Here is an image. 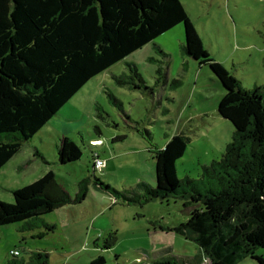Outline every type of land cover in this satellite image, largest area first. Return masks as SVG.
<instances>
[{
	"label": "trees",
	"instance_id": "obj_1",
	"mask_svg": "<svg viewBox=\"0 0 264 264\" xmlns=\"http://www.w3.org/2000/svg\"><path fill=\"white\" fill-rule=\"evenodd\" d=\"M179 25L185 30L183 54L209 67L226 91L218 113L233 124V139L220 160L202 167L200 179L179 180L176 165L190 139L173 136L154 152L156 187L144 185L143 195L124 194V201L143 205L180 200L191 211L189 220L158 229L196 243L211 264H239L249 257L264 264V257L256 254L264 248V87L244 89L212 59L181 0H0V170L94 78ZM156 48L168 57L160 46ZM128 68V74L113 76L115 82L136 90L145 87L137 66L128 64ZM157 76L160 82L167 74L159 68ZM97 111V119L104 121ZM95 133L103 135L99 124ZM126 138L117 136L113 141ZM89 147L94 169L99 155L97 148ZM82 154L75 141L64 138L57 165L77 162ZM89 184L90 178L81 181L72 196L50 171L28 186L11 190L14 203L0 200V227L22 223L19 231L49 232L54 228L42 216L83 203ZM94 184L119 194L99 178ZM112 237L114 245L117 238ZM30 254L29 263L12 260L9 264H50L49 253ZM11 256L17 259L21 253ZM105 263L103 257L92 262ZM151 264L179 262L162 258Z\"/></svg>",
	"mask_w": 264,
	"mask_h": 264
},
{
	"label": "rangeland",
	"instance_id": "obj_2",
	"mask_svg": "<svg viewBox=\"0 0 264 264\" xmlns=\"http://www.w3.org/2000/svg\"><path fill=\"white\" fill-rule=\"evenodd\" d=\"M181 2L212 59L222 64L244 89L263 88L264 0ZM182 26L93 79L62 109L63 117H54L39 138L0 170L3 202L6 201L2 197L8 196L6 188L28 186L50 171L72 196L76 195L79 183L90 178V190L83 203L42 216L54 228L44 231L46 236L39 237L37 231H19L22 223L0 227V264L12 260L29 263L31 251L48 252L50 264H92L99 257L105 259V264H151L162 258L194 264L193 257L204 263L202 249L176 234L171 235L174 243L168 251L151 254L147 229L189 220L191 211L180 200L130 205L123 198L124 194L143 195L144 185L156 187L154 152L173 136L183 134L190 139L185 155L176 165L179 180L200 179L202 167L220 160L232 142L234 126L218 113L226 91L209 67L183 54ZM157 46L168 57L158 52ZM128 64L137 66L145 87L141 85L136 90L128 84L121 86L112 78V74H128ZM159 68L163 75L167 74L160 82ZM135 84L140 86L138 80ZM115 98L122 103L121 107ZM96 106L105 118L102 122L97 119ZM97 124L103 131L100 137L95 133ZM66 130L68 138L76 141L83 154L77 162L55 165V144ZM117 136L127 138L114 142ZM97 139L102 144L95 152L106 166L94 173L88 142ZM36 150L40 157L36 156ZM95 178L119 194L95 186ZM12 200L6 203H14ZM112 236L117 238L114 245ZM150 239L153 241V237ZM14 251L21 256L14 259L11 256ZM256 254L264 257V248H259ZM208 261L205 260L207 264ZM239 264L258 262L249 257Z\"/></svg>",
	"mask_w": 264,
	"mask_h": 264
},
{
	"label": "crops",
	"instance_id": "obj_3",
	"mask_svg": "<svg viewBox=\"0 0 264 264\" xmlns=\"http://www.w3.org/2000/svg\"><path fill=\"white\" fill-rule=\"evenodd\" d=\"M179 26H181V25H179ZM178 27V26H177ZM177 27H175V28H177ZM183 27V31H185L184 30V26H182ZM174 28V29H175ZM174 29H172V30H174ZM171 30V31H172ZM170 32V31H169ZM169 32H167V33H169ZM167 33H165V34H167ZM164 34V35H165ZM164 35H162V36H164ZM162 36H160V37H162ZM159 37V38H160ZM158 38V39H159ZM185 38V37H184ZM156 41V40H155ZM150 45V44H149ZM149 45H147V46H149ZM145 48V47H144ZM142 50V49H141ZM141 50H139V51H141ZM139 51H137V52H139ZM137 52H135L134 54H136ZM134 54H132L131 56H129L128 58H130V57H132ZM127 59V58H126ZM111 69V68H110ZM124 74H126V73H124ZM113 76H114V74H112V78H113ZM98 77V76H97ZM95 79V78H94ZM88 85V84H87ZM83 90V89H82ZM81 92V91H80ZM78 95V94H77ZM76 95V96H77ZM75 96V97H76ZM74 97V98H75ZM73 98V99H74ZM72 99V100H73ZM71 100V101H72ZM70 101V102H71ZM70 102H68L62 109H64V108H66L68 105H69V103ZM56 117H63V115H62V110L60 111V113L56 116ZM52 121V120H51ZM50 122V121H49ZM48 122V123H49ZM47 123V124H48ZM46 124V125H47ZM45 125V126H46ZM44 126V127H45ZM44 127L40 130V132L36 135V137L31 141V143L32 142H34V140H36L37 138H39V136H40V134H42V132H43V129H44ZM64 127V129H69V127L68 126H63ZM66 133H69L67 130L64 132V136L63 137H60L59 138V141L58 142H56V144H55V149H56V153H57V155L55 156V165H57L56 164V161H57V157H58V147L61 145V141L64 139V138H68V135L66 134ZM73 140V139H72ZM40 141H41V139H40ZM74 141V140H73ZM82 141H83V144L86 142V141H84V138L82 139ZM91 141H94V140H90L89 142H88V144L90 145V142ZM76 142V141H75ZM27 145H29V143L28 144H26V145H24L23 147H22V149L25 147V146H27ZM95 148H97V147H95ZM95 150V149H94ZM22 151V150H21ZM38 150H36V156H37V153L38 154H40L39 152H37ZM41 155V154H40ZM40 157V156H39ZM13 189H15V188H6V190L8 191V196H6L5 198H3L2 197V199L4 200V201H6V202H12L13 200H12V198H13V196H12V193H11V190H13ZM47 222V221H46ZM158 226H153L151 229H147V235L149 236V239L148 240H150V243H149V246L151 247V248H153V251H152V253L151 254H160V253H164V251H168L170 248H171V246L173 245V243H174V239L171 237V235H175L173 232H165V231H163V230H160V229H158L157 228ZM45 230H39V231H37L38 233H39V237H41V235H45L46 236V233L44 232ZM47 232V231H46ZM34 233V232H33ZM151 237H153V241H152V239H150ZM31 252H35V251H31ZM36 252H40V253H42L41 251H36ZM201 252H203L202 254H203V261H204V263H202L199 259H197V258H195V257H193L191 260H193V262H194V264H207L206 262H205V260H207L208 259V257H207V255L205 254V252L203 251V249L201 250ZM200 252V253H201ZM46 253H48V252H46ZM149 257L151 256V255H148ZM209 260V259H208ZM153 261H155V260H153ZM179 262V261H178ZM209 263L208 264H211V262H210V260L208 261ZM141 264H143V263H141Z\"/></svg>",
	"mask_w": 264,
	"mask_h": 264
},
{
	"label": "built area",
	"instance_id": "obj_4",
	"mask_svg": "<svg viewBox=\"0 0 264 264\" xmlns=\"http://www.w3.org/2000/svg\"><path fill=\"white\" fill-rule=\"evenodd\" d=\"M101 144H102L101 140H94L90 142V145L93 147H99ZM105 166H106V162L96 155V160L94 162V169L96 171H101ZM11 254H13L14 256L20 255L18 251H14Z\"/></svg>",
	"mask_w": 264,
	"mask_h": 264
}]
</instances>
